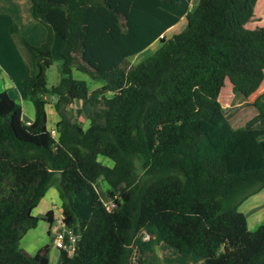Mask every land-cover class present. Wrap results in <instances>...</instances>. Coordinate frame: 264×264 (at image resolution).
<instances>
[{
  "label": "trees",
  "instance_id": "obj_1",
  "mask_svg": "<svg viewBox=\"0 0 264 264\" xmlns=\"http://www.w3.org/2000/svg\"><path fill=\"white\" fill-rule=\"evenodd\" d=\"M189 1L30 0L46 37L39 45L23 38L34 120L26 123L21 105L0 90V264H50L49 244L29 254L19 240L37 225L32 210L51 186L78 234L75 251L59 249L57 264H159L161 242L205 264H264V223L250 230L239 210L264 188V128L217 123L227 84L248 97L264 79V25L248 27L258 0H198L188 10ZM183 15L184 30L162 36ZM156 39L151 56L131 63ZM55 59L60 78L47 87ZM73 69L103 84L90 90ZM46 94L59 115L55 135ZM75 99L87 105L86 127L67 114ZM253 105L264 117L263 93ZM81 191L90 195L84 220L73 204ZM52 214L44 215L49 225Z\"/></svg>",
  "mask_w": 264,
  "mask_h": 264
},
{
  "label": "crops",
  "instance_id": "obj_2",
  "mask_svg": "<svg viewBox=\"0 0 264 264\" xmlns=\"http://www.w3.org/2000/svg\"><path fill=\"white\" fill-rule=\"evenodd\" d=\"M193 2L194 0L189 1L188 10H191L192 6H194ZM183 20H186L184 15L181 16L175 24L168 27L163 32L162 36L166 38V32L171 30L174 26H176ZM12 25L16 27V31L10 30V27ZM56 36L58 35L54 34L53 44L51 48L53 54L54 46L56 45L58 47V39ZM45 37L46 28L38 20L34 19L30 13V0H0V90H6L7 93L21 105L22 119L25 122H32L34 120L35 109L32 101L26 96L23 90V78L25 72L27 69L32 70L33 68L31 55L23 43V38L33 45H39L45 40ZM157 41L159 42V44L155 47L156 50L160 45L159 39L154 40L148 46H151ZM136 55H134L131 60ZM73 70L78 71L76 69ZM80 73L90 79L87 74L83 72ZM90 80H92V82L99 81L100 85L103 84V81H100L102 80L101 78ZM88 82L90 90L95 88H90V83L92 82ZM44 97L47 101L45 104L47 116L46 124L47 128L50 129L59 120V115L53 107L54 96L46 94ZM257 201H264V188L247 197L241 203L240 207L243 206V212H245V210L247 211L249 209V206L247 205L248 202L256 203ZM53 205L57 206V210H55L56 213L58 214V210L60 213L61 208L59 209L60 199L58 196V192L54 186H51L40 198L37 206L32 210V213L37 216L38 214H36V209L38 208V206H40L43 207V210H39V212H41V215L44 216L46 211L52 209ZM262 211H264V209H262ZM45 222L46 225L44 226V231H36L38 225L37 223L34 228L29 229L22 236V238L19 240V247L21 249L29 254H34L43 245L52 244L51 238L53 235L54 226L52 225L50 227L49 223L47 221ZM54 253L56 254L54 260L51 261V254L53 253H51L49 256L50 264L58 263L59 250L58 253Z\"/></svg>",
  "mask_w": 264,
  "mask_h": 264
},
{
  "label": "rangeland",
  "instance_id": "obj_3",
  "mask_svg": "<svg viewBox=\"0 0 264 264\" xmlns=\"http://www.w3.org/2000/svg\"><path fill=\"white\" fill-rule=\"evenodd\" d=\"M198 0H194L191 10L197 5ZM257 25H264V0H258L255 5L254 11V19L248 23V27H254ZM186 26V20H183L176 26H174L171 30L166 32V38L171 37L174 34H177L184 30ZM58 39V47L55 45L53 52L54 56L57 58L61 52V42L59 36H56ZM159 44V42H155L151 46L146 47L141 52H139L132 60H130L133 64L139 62L140 60L149 57L153 54L155 47ZM58 59H55L53 63L46 69V85L50 87L51 85H55L58 83L60 75L58 72ZM72 76L76 79H85L87 81L92 82V80L88 79L85 75L81 74L78 71L73 70ZM103 81V80H100ZM97 83V84H95ZM100 82L93 81L90 86L98 87L100 86ZM263 93V101H264V79L259 86V88L250 96L244 97L239 93H234L231 90V85L227 84L224 87V90L221 94H219L218 102H219V114L217 116L218 125H230L231 127H251V128H264V117L260 116V114L256 111L253 101L257 95ZM67 114L70 117L71 122L81 123L82 126H87V105L83 104L81 100L75 99L67 106ZM51 125V124H50ZM52 126V125H51ZM54 127V126H53ZM97 159L105 164L111 165L112 161L106 156L99 155ZM97 190L100 192L103 201H108L109 199L106 197V184L99 178L96 184ZM250 201V200H249ZM73 204L77 209L81 219H87L90 212V195L87 191L76 192L73 194ZM241 205V204H240ZM239 210L243 212V206L240 207ZM249 209L245 214L247 216V227L250 230H254L259 224L264 223V201H257L256 203H247ZM61 207H59L60 209ZM39 210H43V207L38 206L36 209V214H38V225L37 230L39 232L44 231V226L46 225V220L44 216L41 215ZM52 215L53 219L56 217L57 206H52ZM59 213V210H58ZM53 224L49 225L50 227ZM49 227V228H50ZM50 233V232H49ZM49 256L51 253V261L55 259V253H58V249L53 245H49ZM155 259L159 264H205L204 261L197 256L196 254H190V256H182L180 255L175 248L172 246L161 242L156 246L155 249Z\"/></svg>",
  "mask_w": 264,
  "mask_h": 264
},
{
  "label": "built area",
  "instance_id": "obj_4",
  "mask_svg": "<svg viewBox=\"0 0 264 264\" xmlns=\"http://www.w3.org/2000/svg\"><path fill=\"white\" fill-rule=\"evenodd\" d=\"M30 123V122H26ZM50 132L55 135V128L49 129ZM107 209H111L114 203L111 200L103 201ZM54 231L51 238L52 244L59 250L63 249L68 254H72L75 251L76 241L78 234L75 233L72 228L68 227L62 217L61 212L56 215L53 219Z\"/></svg>",
  "mask_w": 264,
  "mask_h": 264
}]
</instances>
